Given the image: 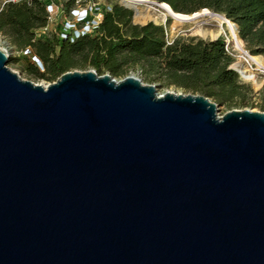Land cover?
Returning a JSON list of instances; mask_svg holds the SVG:
<instances>
[{
	"label": "water",
	"instance_id": "water-1",
	"mask_svg": "<svg viewBox=\"0 0 264 264\" xmlns=\"http://www.w3.org/2000/svg\"><path fill=\"white\" fill-rule=\"evenodd\" d=\"M9 59L0 264H264V111L95 70L39 85Z\"/></svg>",
	"mask_w": 264,
	"mask_h": 264
},
{
	"label": "trees",
	"instance_id": "trees-1",
	"mask_svg": "<svg viewBox=\"0 0 264 264\" xmlns=\"http://www.w3.org/2000/svg\"><path fill=\"white\" fill-rule=\"evenodd\" d=\"M75 1H67L63 8L74 9ZM158 1L168 3L179 13L209 9L225 15L238 26L247 50L264 57V0ZM110 8H103L101 22L91 34L81 36L63 28L52 37L38 39L37 31L48 28L53 18L47 11V1H10L0 11V33L33 61L42 62L43 72L34 65L26 69L41 79L54 82L67 71L86 67L99 75L125 78L136 69L150 83L201 94L228 109L264 111V86L257 93L251 85L240 81L232 68L235 58L227 50L224 37L169 42L163 25L135 24L133 10L121 4ZM13 60L18 59L10 57L9 62Z\"/></svg>",
	"mask_w": 264,
	"mask_h": 264
},
{
	"label": "rangeland",
	"instance_id": "rangeland-1",
	"mask_svg": "<svg viewBox=\"0 0 264 264\" xmlns=\"http://www.w3.org/2000/svg\"><path fill=\"white\" fill-rule=\"evenodd\" d=\"M10 1L14 2H22L26 0H0V11L5 7L7 3ZM69 0H55V2L60 6L57 14L53 15V18L50 20L48 24V28L46 30H38L37 31V37L36 38H46V37H52L56 33H61L64 26L69 27L70 25L67 23H76L77 19L72 15V10L66 11L63 7L65 3ZM147 3H143L140 5L141 12L145 16H149L147 19H136L134 13L133 21L135 24H141L144 25L149 22H154L158 25H163L165 27L166 33H167V40L169 42H174L176 39H185L189 40L191 38H202V39H216L218 37H224L227 42V46L229 48V51L232 53V56L235 58V62L232 65V68L235 67L236 64L239 63L238 71H236L239 74V79L242 83L251 85L255 92H259L263 86H264V70L259 68L255 63H253L250 60H246L247 56L236 49L235 43L232 39L231 34L229 33L228 29L222 28L220 24L217 21H212L208 18H200L195 22H179L173 19L172 17L168 16L165 17V12L160 7V4L163 2H160L158 0H146ZM116 4L124 5L123 0H76L75 6L73 8L77 9H84V8H90V7H100L110 10V7H113ZM204 10V9H203ZM211 11V10H210ZM199 12H202L199 11ZM213 12V11H212ZM219 14V13H217ZM223 15V14H221ZM207 19V20H206ZM202 25V26H201ZM199 28H203L208 35L206 37L202 36L199 33ZM0 47L4 50H7L10 57H13L14 59L9 62L8 66L19 73L22 78L30 80L36 84L47 86L53 81H49L47 79H41L38 78L35 75H31L26 70L31 65H34L37 67L41 72L44 71L43 64L40 61H33V58L29 55H26L25 51H21L17 46L13 45L10 41V39L0 33ZM245 51L248 52L249 55L261 57L264 61V57L261 55H253L251 54L244 43ZM79 71H87V70H93L91 67H86L84 69H74ZM72 70V71H74ZM244 72V73H243ZM107 74V73H106ZM245 75H253L255 78L254 80H248L244 76ZM127 76H134L139 79H141L145 84H153L157 86L159 94L163 95L166 92H175V93H184L188 94L191 92H186L183 89L177 88V87H162L159 83H150L147 80H145L144 76L142 75L141 70H131ZM117 80H122L124 78H116ZM258 100V98L256 99ZM219 112L220 115H224L226 112L232 110L228 109L226 106L219 105ZM233 109H244V108H233ZM251 109V108H250ZM254 110H259L258 108H254Z\"/></svg>",
	"mask_w": 264,
	"mask_h": 264
},
{
	"label": "bare ground",
	"instance_id": "bare-ground-1",
	"mask_svg": "<svg viewBox=\"0 0 264 264\" xmlns=\"http://www.w3.org/2000/svg\"><path fill=\"white\" fill-rule=\"evenodd\" d=\"M123 2L125 5H127L128 7L132 8L135 11L136 19L138 20L147 19L149 17V16L143 15V13L141 12V8H140V5H142L143 3H147L146 0H123ZM160 7L165 12V17L170 16L179 22H184V23L195 22L196 23V21L200 18H208L212 21L213 20L217 21L222 28L228 29L235 43L236 49L243 52L247 56L246 60L252 61L259 68L264 70V61L260 56L257 57V56H252V55L245 53L244 42L238 34L236 25L231 20L227 19L225 15L214 13L210 11L209 9H204L202 10V12H196L195 14L179 13V12L174 11L172 7L168 3H165V2L161 3ZM207 32L203 28H199V33L202 36L206 37L208 35ZM238 66H239V63L235 65V67L237 68ZM244 77L248 80H254L255 78L253 75H245Z\"/></svg>",
	"mask_w": 264,
	"mask_h": 264
},
{
	"label": "built area",
	"instance_id": "built-area-1",
	"mask_svg": "<svg viewBox=\"0 0 264 264\" xmlns=\"http://www.w3.org/2000/svg\"><path fill=\"white\" fill-rule=\"evenodd\" d=\"M47 1V11L52 16L54 14H57L60 6L55 2V0H45ZM103 8L100 7H90V8H84V9H72V15L77 19L76 23H67L70 26L66 27L64 26L65 30H73V32H77L79 35L83 36L85 34H91L93 33L99 26L101 19L103 17ZM45 28L44 30H46ZM66 33V31L63 32V34ZM227 50L229 51V48L227 46ZM230 52V51H229ZM231 53V52H230ZM232 54V53H231ZM234 70L238 71L237 68H234Z\"/></svg>",
	"mask_w": 264,
	"mask_h": 264
}]
</instances>
